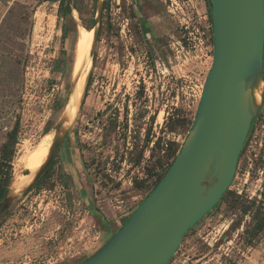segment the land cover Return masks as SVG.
<instances>
[{
  "label": "rangeland",
  "instance_id": "obj_1",
  "mask_svg": "<svg viewBox=\"0 0 264 264\" xmlns=\"http://www.w3.org/2000/svg\"><path fill=\"white\" fill-rule=\"evenodd\" d=\"M69 7L64 14L50 0H0V148L19 117L8 190L41 142L50 149L79 31L98 20L90 82L70 130L48 173L0 216V264H81L116 234L166 170L168 144L181 147L211 67L205 0H71ZM263 84L226 193L167 264H264V226L254 239L244 233L259 227L254 216L264 218Z\"/></svg>",
  "mask_w": 264,
  "mask_h": 264
},
{
  "label": "water",
  "instance_id": "obj_2",
  "mask_svg": "<svg viewBox=\"0 0 264 264\" xmlns=\"http://www.w3.org/2000/svg\"><path fill=\"white\" fill-rule=\"evenodd\" d=\"M208 1L212 63L187 136L162 179L127 222L81 264H167L184 235L212 210L233 179L257 114L253 92L264 79V0ZM97 24L95 20L90 29L93 49ZM60 124L32 184L19 193L29 190L50 164L67 134L59 135ZM17 195L8 190L0 216Z\"/></svg>",
  "mask_w": 264,
  "mask_h": 264
},
{
  "label": "bare ground",
  "instance_id": "obj_3",
  "mask_svg": "<svg viewBox=\"0 0 264 264\" xmlns=\"http://www.w3.org/2000/svg\"><path fill=\"white\" fill-rule=\"evenodd\" d=\"M74 14V13H73ZM94 30L82 28L79 31V39L76 44V58L72 74V88L68 101L64 107L61 117L60 134L68 132L76 116L77 109L83 97L86 81L89 75L92 52L93 50ZM264 85V84H263ZM262 87V86H261ZM254 101L259 104L261 100V90L257 88L253 92ZM48 142H41L37 148L29 154L24 160L26 169L29 174L18 182L10 186L11 195H17L19 192L26 190L32 184L35 174L44 163L48 155ZM21 177V175H20Z\"/></svg>",
  "mask_w": 264,
  "mask_h": 264
},
{
  "label": "trees",
  "instance_id": "obj_4",
  "mask_svg": "<svg viewBox=\"0 0 264 264\" xmlns=\"http://www.w3.org/2000/svg\"><path fill=\"white\" fill-rule=\"evenodd\" d=\"M50 1L51 2H59L60 6L62 7V10H63L64 14H69L70 13V7H69L70 6V1L69 0H50ZM205 1H206V5H207V8H208V17H209V22H210V25H211V27H210L211 28V43H212V47H213L212 22H211V6H210L208 0H205ZM91 28L92 27H89L88 29H91ZM89 82H90V74L88 76L87 84H86V87H85L84 97L86 95L87 87L89 85ZM255 122H256V119H254L252 121V123H251L249 133H248L247 138H246V140H245V142L243 144L242 150H241V152L239 154V158H240V156L242 155V153H243V151L245 149V146L247 144L248 138L250 137V135H251V133L253 131V127H254ZM183 123L186 126V122L184 121V119H182V122L180 124H183ZM18 131H19V117L16 118L11 130L7 134L5 142L2 144V146L0 148V203H1V201L4 200L5 195L8 192V187H9V183H10V180H11V174H12L11 173V170H12L11 162H12V159H13L14 154H15V146L17 144V139H18ZM179 149H180V146H177L174 143H169L168 144V157H170V163L167 165V168L164 171V173L160 177H157L154 187L159 183V181L162 179V177L164 176V174L166 173V171L168 170V168L170 167V165L174 161ZM239 158H238V160H239ZM50 165L51 164H49L47 166V168H46V170L44 172L45 174L48 173V168H49ZM42 177H43V174L40 176L38 181ZM226 191H225V193H226ZM224 194H223V196H224ZM222 197H221V199H222ZM215 207L216 206H214L212 209H214ZM247 211H248V209H245L242 212L244 214H246ZM254 218H256V223H257V225L259 227L258 228H253V229H245L244 233H245L246 237H248L249 239L256 238L258 236L259 228L264 226V218H258V216H256V217L254 216ZM127 220L128 219H126L122 223V225H124L127 222Z\"/></svg>",
  "mask_w": 264,
  "mask_h": 264
}]
</instances>
